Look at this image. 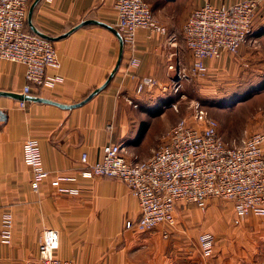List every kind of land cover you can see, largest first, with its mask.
<instances>
[{
  "label": "crops",
  "instance_id": "obj_1",
  "mask_svg": "<svg viewBox=\"0 0 264 264\" xmlns=\"http://www.w3.org/2000/svg\"><path fill=\"white\" fill-rule=\"evenodd\" d=\"M241 1L244 0H145L167 34L150 37L147 31L139 30L134 53L125 45L122 63L111 82L82 106L64 109L28 100L22 107L20 100L0 96V232L3 213L13 215L11 242L3 244L0 240V264L38 260L40 240L47 229L58 233L53 256L75 264H264V221L260 217L235 219L234 251L227 241L223 243L224 237L218 242L217 252L207 258L199 253L197 242L199 232L208 229L203 223L208 217L193 204L177 206L173 225L139 232L126 227L129 221L137 223L140 207L122 181L77 176L76 181L61 182L62 187L75 189L77 194L61 193L51 185L59 176L78 175L83 154L90 162L101 160L108 144H121L129 161L151 158L176 121L167 110L173 103L174 68L179 63H192L183 39L186 20L206 4L230 6ZM254 1L258 8L252 39L263 41L264 0ZM87 19L115 28L114 0H42L33 14L34 25L53 37ZM54 44L61 68L48 70L47 74H59L64 82L54 88L33 85L29 96L64 105L82 102L103 85L120 53L116 35L98 25L83 26ZM132 54L140 59L134 76L128 70ZM247 58L264 66V54L249 44L237 54L208 59L206 65L214 75L222 74L231 63L241 64ZM142 78H153L166 90L155 86L138 93ZM254 80L260 82L258 78ZM26 84L23 65L0 61V92L23 95ZM260 95L264 96L258 92L251 98ZM241 113L243 120L237 132L227 130V122L220 119L219 134L228 144H240L247 122L264 129L261 119L257 122L250 112ZM28 138L39 140L43 164L50 173L38 191L32 189L31 169L23 161L22 144Z\"/></svg>",
  "mask_w": 264,
  "mask_h": 264
},
{
  "label": "built area",
  "instance_id": "obj_2",
  "mask_svg": "<svg viewBox=\"0 0 264 264\" xmlns=\"http://www.w3.org/2000/svg\"><path fill=\"white\" fill-rule=\"evenodd\" d=\"M32 0H0V61L25 67L27 84L23 95H29L32 86L54 88L64 82L59 74L48 75V70L59 71L61 61L54 42L34 32L25 31ZM103 2L105 0H95ZM258 3L244 0L230 6L206 4L195 9L183 27V38L192 55L190 68H174L176 82L182 78H205L209 74L206 60H217L224 54H236L253 36V23ZM117 21L115 28L124 43L134 53L137 33L145 30L149 36L166 35L167 29L154 17L145 0H114ZM140 66V59L132 54L128 63L130 75ZM159 86L153 78H142L137 92ZM26 101L20 102L24 107ZM23 161L31 169V187L34 191L50 173L43 164L40 142L28 138L22 144ZM78 175L59 176L51 185L61 193L77 194L75 189L61 186L63 181L106 177L125 183L138 200L140 217L137 223L129 221L128 229L152 231L173 225L176 209L181 203L206 209L212 199H225L234 204L240 219L249 216L264 221V132L248 127L239 145L228 144L219 134L216 119L200 103H196L192 118H183L169 130L166 140L144 161H129L121 144L104 147L103 158L90 162L88 155L81 158ZM13 215L3 213L0 240L9 244L12 238ZM168 233L164 234L168 238ZM215 236L200 233L198 244L204 257H212ZM58 246V233L44 231L40 240L39 258L28 264H75L72 260L53 256Z\"/></svg>",
  "mask_w": 264,
  "mask_h": 264
},
{
  "label": "rangeland",
  "instance_id": "obj_3",
  "mask_svg": "<svg viewBox=\"0 0 264 264\" xmlns=\"http://www.w3.org/2000/svg\"><path fill=\"white\" fill-rule=\"evenodd\" d=\"M42 32L46 33L44 30ZM246 44L253 45L254 50L260 51L262 55L264 54L262 49L264 47V39L263 41H255L251 37ZM247 59L248 61H244L241 64L236 63L235 65L234 62L231 63L228 71L222 72V74L214 75L210 71L211 73L209 72L205 78L190 77L187 79L182 78V80L178 79V91L176 92L173 89L172 94L170 93L173 96L171 97L173 103L171 102V107L167 109L175 115V123L183 118L191 119L196 103H200L208 112V115L218 121V124H220L221 118L226 121V129L229 131L236 130L235 132H237L239 130L243 120L241 112H250L254 115L253 118L257 122L260 119L261 122H264V96L262 97L261 94L260 96L251 98L252 94H257L258 92H262L264 95V86H261L264 79V66L256 60ZM181 64L183 66L180 63L179 66L186 69L190 68V64ZM170 68L173 69V66ZM257 78L260 82L254 80ZM243 100H246V103L242 104ZM247 124L249 122L245 123L242 132L248 127L257 132H264V129L255 127L254 124ZM194 207L199 209L205 218L208 217V220L206 219L203 222L208 226V229L199 233L210 232L214 234L216 241L214 254L217 252L218 242L224 237L226 240H223V243L227 241L234 251V237L236 235L235 219L238 217L235 215L233 202L225 199H212L209 201L206 209L200 210V208ZM197 247L199 253L202 254L198 242Z\"/></svg>",
  "mask_w": 264,
  "mask_h": 264
},
{
  "label": "water",
  "instance_id": "obj_4",
  "mask_svg": "<svg viewBox=\"0 0 264 264\" xmlns=\"http://www.w3.org/2000/svg\"><path fill=\"white\" fill-rule=\"evenodd\" d=\"M42 0H34V2L31 4L30 8H29V11H28V24L31 28V30L36 33L37 35L47 39V40H50L52 42H56V41H59L63 38H66L68 37L71 33H73L74 31H76L77 29L83 27V26H87V25H98V26H101V27H104L106 29H108L109 31H111L112 33H114L116 35V37L118 38L119 40V43H120V53H119V58H118V61L116 63V66L115 68L113 69V71L110 73L109 77L107 78V80L105 81V83L103 85H101L100 87H98L97 89H95L94 91H92L90 93V95L85 99L83 100L82 102L80 103H77V104H74V105H64V104H60V103H57L55 101H52V100H49V99H43V98H34L32 96H29V95H18V94H15V93H6V92H0V96H7V97H12V98H15V99H18L20 101H30V100H36V101H41V102H45V103H48V104H53V105H56L58 107H61V108H64V109H73L75 107H79V106H82L84 105L86 102H88L89 100H91L93 97H95L97 94H99L100 92H102L107 86L108 84L111 82V80L113 79L114 75L116 74V72L119 70L120 68V65L122 63V59H123V54H124V48H125V43H124V40H123V37L122 35L117 31L116 28H114L113 26L111 25H108L106 23H103L99 20H96V19H87V20H84L82 21L81 23H79L78 25H76L75 27H73L71 30H69L68 32L58 36V37H53V36H50L44 32H42L41 30H39L33 23V14H34V10L35 8L37 7V5L41 2ZM1 114V113H0Z\"/></svg>",
  "mask_w": 264,
  "mask_h": 264
},
{
  "label": "trees",
  "instance_id": "obj_5",
  "mask_svg": "<svg viewBox=\"0 0 264 264\" xmlns=\"http://www.w3.org/2000/svg\"><path fill=\"white\" fill-rule=\"evenodd\" d=\"M33 2H34V0L31 1L30 6H31V4H32ZM25 31H27V32H33V31L31 30L29 24H28V19L26 20V24H25ZM261 86H264V80H263ZM89 95H90V94H89ZM89 95H88V96H89ZM88 96H87V97H88ZM87 97H86V98H87Z\"/></svg>",
  "mask_w": 264,
  "mask_h": 264
}]
</instances>
